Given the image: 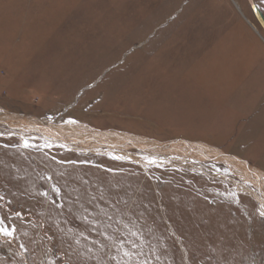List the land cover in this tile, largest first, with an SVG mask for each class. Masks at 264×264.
Returning <instances> with one entry per match:
<instances>
[{
    "label": "rangeland",
    "instance_id": "1",
    "mask_svg": "<svg viewBox=\"0 0 264 264\" xmlns=\"http://www.w3.org/2000/svg\"><path fill=\"white\" fill-rule=\"evenodd\" d=\"M262 5L0 0V116L184 139L264 169ZM93 149L0 123V214L18 227L0 264H264L259 190L227 163Z\"/></svg>",
    "mask_w": 264,
    "mask_h": 264
},
{
    "label": "bare ground",
    "instance_id": "2",
    "mask_svg": "<svg viewBox=\"0 0 264 264\" xmlns=\"http://www.w3.org/2000/svg\"><path fill=\"white\" fill-rule=\"evenodd\" d=\"M0 123L8 125L11 128H19L22 131H33L45 134L56 141H60L69 147L83 148L86 151L94 150L93 148L109 147L112 149H121L119 155H130L126 153V148L138 146L145 150L175 152L187 157L200 158L203 160H213L225 162L232 167L233 171H238L243 178L251 182L259 190L257 192L248 189L249 192L264 205V174L261 170L248 164L247 162L237 158L225 155L219 150L209 148L203 144H193L187 141L172 142L166 144L146 142L142 139L115 133L91 132L82 130L81 127L67 125H52L45 122H34L32 120L12 117L0 116ZM137 161L140 158L136 155H130ZM264 212V207H262Z\"/></svg>",
    "mask_w": 264,
    "mask_h": 264
},
{
    "label": "snow or ice",
    "instance_id": "3",
    "mask_svg": "<svg viewBox=\"0 0 264 264\" xmlns=\"http://www.w3.org/2000/svg\"><path fill=\"white\" fill-rule=\"evenodd\" d=\"M264 6V5H262ZM69 123H75V121H69ZM33 145H31L27 140L24 141V147L25 148H30ZM48 146V145H46ZM114 159L120 160V159H124V157L122 156H115ZM149 163L151 164H155L156 160L152 159L149 161ZM59 191V190H57ZM43 195L47 196V193H44ZM0 199H3V197H0ZM53 203H55V201H53ZM262 207H264V205H262ZM261 215L264 216V212H261ZM16 217H21V213L20 212H16L15 213ZM11 219L10 216V210L9 211H5L2 214H0V235H3L5 238H7L8 240H12L15 238V234L18 231V227L15 226V222L13 221L12 223H8V221ZM21 247H23V245H21ZM125 255H128V253H125Z\"/></svg>",
    "mask_w": 264,
    "mask_h": 264
},
{
    "label": "crops",
    "instance_id": "4",
    "mask_svg": "<svg viewBox=\"0 0 264 264\" xmlns=\"http://www.w3.org/2000/svg\"><path fill=\"white\" fill-rule=\"evenodd\" d=\"M182 141H187V140H184V139H181ZM243 160V159H242ZM247 162V161H246ZM248 163V162H247ZM249 164V163H248ZM262 173L264 174V169L262 168Z\"/></svg>",
    "mask_w": 264,
    "mask_h": 264
}]
</instances>
